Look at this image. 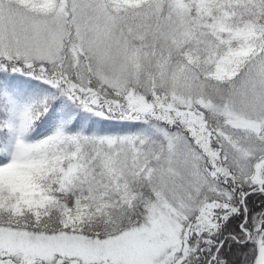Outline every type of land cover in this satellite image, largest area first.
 Returning <instances> with one entry per match:
<instances>
[{
    "label": "snow or ice",
    "instance_id": "obj_1",
    "mask_svg": "<svg viewBox=\"0 0 264 264\" xmlns=\"http://www.w3.org/2000/svg\"><path fill=\"white\" fill-rule=\"evenodd\" d=\"M0 264H264V0H0Z\"/></svg>",
    "mask_w": 264,
    "mask_h": 264
}]
</instances>
